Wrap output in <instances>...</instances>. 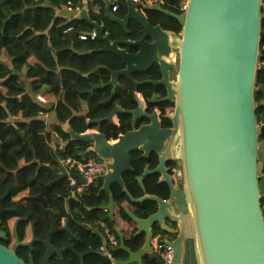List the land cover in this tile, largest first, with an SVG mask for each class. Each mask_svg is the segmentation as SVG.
Here are the masks:
<instances>
[{"label":"water","instance_id":"obj_1","mask_svg":"<svg viewBox=\"0 0 264 264\" xmlns=\"http://www.w3.org/2000/svg\"><path fill=\"white\" fill-rule=\"evenodd\" d=\"M104 18L121 28L126 36L111 39L104 24L90 19L88 12L66 8L55 10V17L82 21L92 29L100 47L79 55L105 54L118 59L122 68L114 70L105 65L92 69L84 77L98 71L109 75L101 85H90L86 93L99 88H110L108 100L121 87L124 78L133 85V109L115 105L109 114L100 120L88 123L107 122L115 125L113 118L128 115L130 129L110 142L103 133L91 131L74 132L68 123L62 130L70 140L87 142L89 152L105 161V172L96 180L102 182L99 192L107 195L108 202L101 209L113 220V198L110 187L117 184L132 203L151 200L156 211L145 219H138L126 207L124 213L137 226L136 234H144V243L139 251H128L119 231V249L128 255L125 261L116 264H142L148 254L158 264L160 260L152 250L150 239L152 227L157 225L165 233L172 249V264H184L187 242L191 241L196 264H264V140H258V124L255 118V75L260 48V23L264 19L263 0H188L186 10L175 14L161 7L148 8L174 19L180 26L175 34L152 26L137 12V4L124 0L125 14L117 17L111 10V2L102 0ZM130 25L136 26L140 37H130ZM89 34V32H87ZM132 50V51H131ZM177 67L174 80H169L170 71ZM156 65L160 79L139 82L134 76L146 73ZM264 72V68L262 69ZM162 86L166 95L159 101L145 100L147 104L172 103L173 110L159 116L143 110V101L137 97L141 85ZM264 106V85L258 89ZM138 120L146 123L136 126ZM160 120L170 127H160ZM139 152L142 159L151 154L157 156L153 169H143L136 181L144 192L143 179L159 174L157 183L168 186V197L162 200L153 195L133 198L125 189L122 175L133 172L130 154ZM174 163L173 169L167 167ZM173 171V175L169 173ZM53 180L40 186L38 195L27 197L38 201L49 218V230L44 239H37L34 224H31V240L25 245L29 251L34 243L44 247L39 264H49L55 257L65 264L63 254L75 255L79 264L89 254L79 253L73 245L55 248L51 237L66 232L74 237L67 222L56 225L54 213L44 199L45 190L68 176L74 180L71 190L86 184L76 173L51 170ZM1 207V206H0ZM11 214L19 216L17 210ZM26 218L14 222L17 227ZM20 246L24 244L20 243ZM0 264H34L29 254L25 263L14 253L0 245Z\"/></svg>","mask_w":264,"mask_h":264},{"label":"trees","instance_id":"obj_2","mask_svg":"<svg viewBox=\"0 0 264 264\" xmlns=\"http://www.w3.org/2000/svg\"><path fill=\"white\" fill-rule=\"evenodd\" d=\"M68 0H0V53L6 61L0 59V186H8L7 171L10 169V209H15L19 217L26 218L17 227L20 242L31 240V224H34L37 239H44L49 230V218L38 201L31 202L27 197L38 195L41 185L53 180L51 170L60 171L59 159L71 157L83 162L97 159L89 152L90 144L70 140L62 130V125L68 123L76 133H84L94 129L103 133L107 140L116 141L118 135L130 129L129 116L117 117L118 125L107 122L88 123L89 120H100L106 117L115 105L124 109H133V85L126 79L119 80L121 87L108 100L109 88H99L89 94L86 91L90 85H101L108 81L109 75L98 71L84 77L99 65L117 70L122 68L121 62L111 55L88 54L79 55L100 47V43L89 39H80V35L89 32V26L82 21H71L55 17V10L65 6ZM182 0H167L166 9L179 14L178 6ZM102 1L95 14H89L91 20L104 24L105 31L111 39L125 38L121 28L109 23L104 18ZM264 2V0H263ZM125 14L124 0H118L114 15L123 17ZM148 22L160 25L163 29H171L178 33L180 26L169 16L156 11H147ZM260 48L264 46V19L260 23ZM130 37H140L138 28L130 25ZM132 51V50H131ZM264 59V51H260ZM150 79H159L157 69H153ZM134 78L139 81L141 74ZM264 85V72L257 69L255 75V118L258 124V140H264V106L260 105L263 95L258 90ZM141 86L140 91L148 90ZM153 88V87H152ZM161 115L173 110L171 103L161 105ZM40 113H48L53 117L52 123L45 125L38 119ZM161 121V126H169ZM55 134L63 142L61 151L50 146L51 136ZM158 161L155 154L142 159L139 152L130 154V164L133 172L122 175L125 189L133 198L143 195H153L162 200L168 197V186L158 184L159 174H151L143 179L144 192L139 187L136 177L143 169H153ZM174 163L168 162L167 167ZM173 175V171H169ZM264 176V166L261 170ZM102 182L96 180L87 189L70 197L68 181L62 179L45 190L44 199L49 209L54 213L56 225L62 226L61 219L67 222L68 228L75 238L66 232H58L51 237L55 248L73 245L74 250L85 253L88 250L98 252L104 235L97 222L102 221L118 238V247L112 251L115 262L125 261L127 253L119 249V231L124 247L130 252H137L144 243V234H136L137 226L122 210L126 206L136 218L145 219L156 211V203L145 200L142 203H132L117 184L110 187L113 198V214L120 217L116 226L101 207L108 202L106 194L99 192ZM264 205V197L260 200ZM10 213V229L16 219ZM154 234L165 235L157 225L152 227ZM191 242V241H188ZM188 242L186 254H188ZM192 244V242H191ZM34 264H39L44 247L34 243L30 251ZM185 254V255H186ZM193 263L196 264L193 246ZM65 264H79L75 255L70 252L63 254ZM185 258V257H184ZM26 260V258H23ZM50 264H59L53 257ZM84 264H110L101 254H89L83 259ZM142 264H158L148 254L143 255Z\"/></svg>","mask_w":264,"mask_h":264},{"label":"built area","instance_id":"obj_3","mask_svg":"<svg viewBox=\"0 0 264 264\" xmlns=\"http://www.w3.org/2000/svg\"><path fill=\"white\" fill-rule=\"evenodd\" d=\"M102 1V0H100ZM111 2V10L114 13V10L117 7L118 0H106ZM132 3L137 4V12L140 16L147 20V11L148 8L152 7H161L166 9L167 0H131ZM188 0H182L179 3L178 10L180 13H183L186 10ZM103 7V6H102ZM63 8H66L70 11L79 12L81 9H85L88 14H95L100 6L97 4V0H68ZM89 39L90 41H95L96 36L92 29H90L89 34L84 32L80 35V39ZM260 51H264V46L259 48V55L257 61V69L264 68V59L261 58ZM137 97L141 98L140 94L137 93ZM48 113H40L38 119L41 120L45 125H48ZM115 125H118L117 117L113 118ZM94 131V129L86 130V132ZM96 131V130H95ZM55 135V134H53ZM52 135V136H53ZM51 136V137H52ZM57 136V135H56ZM111 141V140H109ZM65 142L60 139L55 146H51L53 150L61 151L63 150ZM59 167L60 171H65L67 174L76 173L80 177H82L86 184L82 186H78L74 191L71 190L72 185L74 184V180L71 177H67L68 181V193L70 197H75L80 193L84 192L87 189V186L94 183L96 178L105 172V161L99 159H89L86 162L81 160H76L71 157H66L64 159H59ZM59 171V172H60ZM104 212L107 213L105 209ZM61 223L64 224V219H61ZM98 227L102 230L104 235L102 244L98 248V253L104 256L110 264H116L112 251L118 247V238L116 235L105 225L104 222H97ZM166 237L161 234H153L150 239V245L152 250L160 260V264H172V249L171 247L165 243Z\"/></svg>","mask_w":264,"mask_h":264},{"label":"flooded vegetation","instance_id":"obj_4","mask_svg":"<svg viewBox=\"0 0 264 264\" xmlns=\"http://www.w3.org/2000/svg\"><path fill=\"white\" fill-rule=\"evenodd\" d=\"M109 23H111V22H109ZM112 24H114V23H112ZM114 25H116V24H114ZM163 30L173 32L171 29H163ZM173 33H175V32H173ZM175 34H178V33H175ZM175 59H176L175 60V69L173 71H170V74H169V80H171V81L174 80V76L176 73L177 56H175ZM153 69L158 70L157 66L153 65L146 73H141L142 78L139 80V82H142L144 80H151V81L159 80L160 78L159 79H150L149 74ZM148 85L149 84L141 85V86H148ZM152 87L151 88L148 87L149 88L148 90H143V91H140L138 89L137 93L140 94V96H141L140 100L143 101V104H144L143 110L145 112H147L148 114H151L152 112H156V114L161 116V113H160L161 108L160 107L165 102L161 101V102H158L156 104H147L145 102V100L159 101L165 97L166 90L162 86H152ZM172 106H173V104H172ZM161 121H163V120H160V127H162V128L170 127V125L169 126H161ZM144 123H146L145 120H138L136 122V126H139V125L144 124ZM7 175L9 178L8 184H7L8 188L5 191H3V189L6 187V185L0 186V206H1L0 207V245L5 247L6 249L11 251L12 253H14L23 262L28 263L29 262V254H31L30 251L28 250V248H26V246H25L28 242L27 243L20 242L19 238L16 240L14 232H13L15 220L18 218H21V217L16 216L17 218L14 220L12 228L10 229V210H12V209H10V169L7 171ZM20 243H22L24 245L20 246L19 245ZM23 258H26V260ZM31 258H32V256H31Z\"/></svg>","mask_w":264,"mask_h":264},{"label":"crops","instance_id":"obj_5","mask_svg":"<svg viewBox=\"0 0 264 264\" xmlns=\"http://www.w3.org/2000/svg\"><path fill=\"white\" fill-rule=\"evenodd\" d=\"M102 3V6H103V2H101ZM50 116L52 117V115L50 114ZM53 118V117H52ZM95 131V130H94ZM60 140V138L58 137V136H56V135H53L52 137H51V139H50V144L52 145V146H55L56 145V143L58 142ZM110 142H113V141H110ZM170 169H173V167H170ZM113 221H114V223H115V225L117 226L119 223H120V217L119 216H114V218H113ZM145 255V254H144ZM188 256H187V254L185 255V258H184V264H189V260H188ZM142 260V259H141ZM132 264H136V263H132Z\"/></svg>","mask_w":264,"mask_h":264},{"label":"rangeland","instance_id":"obj_6","mask_svg":"<svg viewBox=\"0 0 264 264\" xmlns=\"http://www.w3.org/2000/svg\"><path fill=\"white\" fill-rule=\"evenodd\" d=\"M0 59L2 61H6V59L2 53H0ZM52 121H53V118L49 115L48 124L52 123ZM263 217H264V213H263ZM188 254H189L188 255L189 264H194L193 263L194 261H193V255H192V244H191V242H188Z\"/></svg>","mask_w":264,"mask_h":264}]
</instances>
